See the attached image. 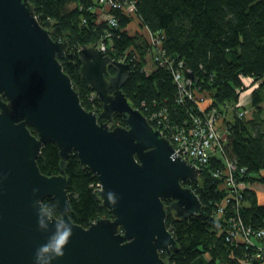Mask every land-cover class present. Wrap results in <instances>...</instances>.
Masks as SVG:
<instances>
[{"label": "water", "instance_id": "obj_1", "mask_svg": "<svg viewBox=\"0 0 264 264\" xmlns=\"http://www.w3.org/2000/svg\"><path fill=\"white\" fill-rule=\"evenodd\" d=\"M67 49V41L54 40L39 23L29 0H0V264H37L38 249L61 222L72 235L64 255L50 264H165L161 253L170 256L178 246L165 224L164 202L179 219L200 213L199 197L183 183L196 181L202 169L176 155L127 101L121 88L131 66L94 46L77 54L84 82L102 102L98 114L86 110L60 63ZM113 113L126 125L112 126ZM49 142L60 157L59 174L50 176L37 165ZM73 152L97 177L95 193L112 213L87 227L67 213L64 170ZM46 197L59 218L45 212Z\"/></svg>", "mask_w": 264, "mask_h": 264}, {"label": "trees", "instance_id": "obj_2", "mask_svg": "<svg viewBox=\"0 0 264 264\" xmlns=\"http://www.w3.org/2000/svg\"><path fill=\"white\" fill-rule=\"evenodd\" d=\"M95 1L29 0L51 37L68 43L60 63L81 105L88 111L94 103L102 109L99 98L94 103L89 99L93 89L81 76L78 49L95 46L101 36L110 33L112 49L108 55L118 59L128 54L130 60L131 72L121 89L133 108L145 116L165 109L174 125L198 111L190 101L178 102L172 71L153 61L147 38L138 30L147 28L161 35V49L174 62L173 68L182 63L181 70L193 82L194 95L203 97L206 108L218 110L225 126V158L243 169L234 174L244 184L237 203L224 180L211 176V170L224 167L216 157L196 181L183 183L199 197L200 213L179 219L169 208V201L164 202L165 224L178 246L170 256L161 253L165 264H264V256L255 257L257 241L250 245L229 234L233 215L246 228L264 229V192L254 187L264 185V0H118L133 1L134 13L113 10L115 28L98 22ZM135 25L137 28H132ZM149 56L151 69L147 72ZM111 74L114 71L109 68ZM242 77L257 82L248 107H236L240 95L236 90L245 91ZM112 119V126L126 125L122 114L113 113ZM29 129L35 134L31 126ZM59 162L57 147L46 143L37 158L41 173L59 174ZM64 175L70 205L67 213L73 223L87 227L99 217H112L95 193L97 177L80 165L75 152L66 160ZM42 205L51 216L60 217L51 198H44Z\"/></svg>", "mask_w": 264, "mask_h": 264}, {"label": "built area", "instance_id": "obj_3", "mask_svg": "<svg viewBox=\"0 0 264 264\" xmlns=\"http://www.w3.org/2000/svg\"><path fill=\"white\" fill-rule=\"evenodd\" d=\"M97 4L96 15L98 22H105L109 27L115 28L117 26V19L113 14V10H121L123 13L131 14L134 13V3L133 1L120 2L118 0H96ZM145 36L148 41L149 50L151 56H153V61L162 67H167L172 71L173 80L178 88V102L184 103L185 101L192 102L198 111L196 113H190L188 118H185L180 124L174 125L168 117L165 109H160L155 112L148 113L146 117L148 122L156 125L162 135L166 136L173 145L175 154L180 155L182 158L186 159L189 163L195 165L197 168H205L212 157L221 159L224 163L222 170H211V176L216 179H223L228 191L240 198V190L244 187V184L238 181L234 174L238 172H243V169H238L235 163L227 160L224 155L223 144L224 140L222 135L217 128V120L220 116L218 110L214 107L206 108L202 105L204 102L203 97H196L191 89L192 80L185 76L184 72L181 70L182 63H178L177 68H173L174 62L170 60L168 56L165 55L164 51L161 49V35L158 33H152L147 28H144ZM99 51L108 55L111 51V35L106 33L101 36L97 41L95 46ZM85 47H80L83 49ZM117 61L123 63H128V54L120 56ZM189 72V71H188ZM242 83L245 90H253L257 87V82L251 77H242ZM248 81V83H246ZM248 87V88H247ZM237 93L242 95L241 90H236ZM95 98H99L97 94L93 91L90 93L89 99L94 103ZM191 103V104H192ZM144 103H141V107ZM240 101L236 104V107H241ZM90 111L98 114L96 104L91 105ZM140 110V109H139ZM243 114V111L239 112V116ZM99 187V184L97 185ZM219 212L221 210L219 209ZM236 215L238 211L236 209ZM231 226L229 228V234L233 237H239L245 243L253 245V241H257V248L255 257L261 258L264 256V229L252 230L246 228L240 221V218L233 215L231 217Z\"/></svg>", "mask_w": 264, "mask_h": 264}, {"label": "clouds", "instance_id": "obj_4", "mask_svg": "<svg viewBox=\"0 0 264 264\" xmlns=\"http://www.w3.org/2000/svg\"><path fill=\"white\" fill-rule=\"evenodd\" d=\"M108 200L114 202L113 194H108ZM47 210H45L46 212ZM50 216V213H48ZM44 213L41 214L39 224L42 228L47 227L44 221ZM72 232L71 228L64 223H58L56 225V232L53 237L50 238L49 242L45 245H42L37 251V264H41L43 258H47L48 264L55 257H62L64 255L63 248L68 243L69 238L71 237Z\"/></svg>", "mask_w": 264, "mask_h": 264}, {"label": "rangeland", "instance_id": "obj_5", "mask_svg": "<svg viewBox=\"0 0 264 264\" xmlns=\"http://www.w3.org/2000/svg\"><path fill=\"white\" fill-rule=\"evenodd\" d=\"M132 28H137L136 25ZM134 30V29H133ZM139 31H142L143 33H145L144 29H138ZM150 55V53H149ZM150 56L147 57V65L145 66V70H147V72H149V70L151 69V64H150V60H149ZM248 83V81L246 82ZM248 88V87H247ZM252 91V90H251ZM250 90H245V92L242 93L241 96H239V101H240V104L244 107H248L249 105V102H250V93H251ZM264 93V91H263ZM203 104V103H202ZM231 115L228 114V118H230ZM222 120L221 118V115L219 116L218 120H217V126H218V122ZM257 189H259L260 191H262V193L264 192V185H258V184H255V186ZM98 188V187H97Z\"/></svg>", "mask_w": 264, "mask_h": 264}, {"label": "crops", "instance_id": "obj_6", "mask_svg": "<svg viewBox=\"0 0 264 264\" xmlns=\"http://www.w3.org/2000/svg\"><path fill=\"white\" fill-rule=\"evenodd\" d=\"M204 104V103H203ZM202 104V105H203ZM204 106V105H203ZM217 128L219 129V131H220V133H221V135H222V138H223V140L225 139V126H224V124H223V122H222V120H220L219 122H218V126H217Z\"/></svg>", "mask_w": 264, "mask_h": 264}, {"label": "flooded vegetation", "instance_id": "obj_7", "mask_svg": "<svg viewBox=\"0 0 264 264\" xmlns=\"http://www.w3.org/2000/svg\"><path fill=\"white\" fill-rule=\"evenodd\" d=\"M1 100L6 101V99L4 97H1Z\"/></svg>", "mask_w": 264, "mask_h": 264}]
</instances>
